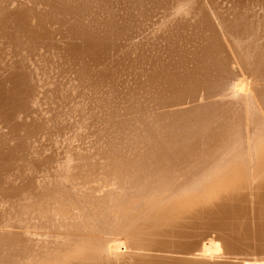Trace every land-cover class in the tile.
<instances>
[{"label":"bare ground","instance_id":"1","mask_svg":"<svg viewBox=\"0 0 264 264\" xmlns=\"http://www.w3.org/2000/svg\"><path fill=\"white\" fill-rule=\"evenodd\" d=\"M0 264H264V0H0Z\"/></svg>","mask_w":264,"mask_h":264}]
</instances>
